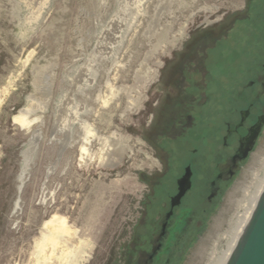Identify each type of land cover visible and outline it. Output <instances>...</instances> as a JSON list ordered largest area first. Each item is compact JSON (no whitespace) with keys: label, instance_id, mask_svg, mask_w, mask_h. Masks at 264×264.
Listing matches in <instances>:
<instances>
[{"label":"rangeland","instance_id":"374dc122","mask_svg":"<svg viewBox=\"0 0 264 264\" xmlns=\"http://www.w3.org/2000/svg\"><path fill=\"white\" fill-rule=\"evenodd\" d=\"M234 10L249 19L245 68L264 0H0V264H48L39 248L51 232L81 264H125L174 145L158 135V80L193 22ZM252 166L157 264L206 263Z\"/></svg>","mask_w":264,"mask_h":264},{"label":"flooded vegetation","instance_id":"af4514ba","mask_svg":"<svg viewBox=\"0 0 264 264\" xmlns=\"http://www.w3.org/2000/svg\"><path fill=\"white\" fill-rule=\"evenodd\" d=\"M236 12L193 22L170 54V79L162 74L158 80V135L174 145L170 163L159 169L155 202L146 204L143 227L125 264H157L164 254L168 262L179 237L192 230L196 218L212 213L252 156L258 166L255 151L264 133V29L260 43L247 48L243 68L242 25L249 19ZM259 17L264 14L250 21L257 23ZM181 188L185 192L178 197Z\"/></svg>","mask_w":264,"mask_h":264},{"label":"bare ground","instance_id":"6f19581e","mask_svg":"<svg viewBox=\"0 0 264 264\" xmlns=\"http://www.w3.org/2000/svg\"><path fill=\"white\" fill-rule=\"evenodd\" d=\"M85 127L88 134H91L92 128L88 124H86ZM104 144L107 149L115 146L114 141L112 142V140L109 138L104 139ZM82 151L83 153H86L87 148L84 147ZM255 159L258 162V166L252 168L250 171L252 176L250 182H248L242 188V195L235 200V210L227 220L228 227L218 232L216 237L212 239L213 241L211 249L205 264L216 263L240 221L242 220L253 197L255 196L260 184L264 179V155L256 154ZM110 160L111 159L108 161L107 158V165L114 164ZM221 242L223 244H221ZM71 245L72 243L67 235L55 232L47 233L44 235L42 242H40L39 256H41V259L43 258V260H46L48 264H81L79 258L75 254H72L68 257L66 256L67 251L71 248Z\"/></svg>","mask_w":264,"mask_h":264},{"label":"water","instance_id":"95a60500","mask_svg":"<svg viewBox=\"0 0 264 264\" xmlns=\"http://www.w3.org/2000/svg\"><path fill=\"white\" fill-rule=\"evenodd\" d=\"M257 136L252 135L249 149ZM184 192L181 188L178 197ZM215 264H264V179Z\"/></svg>","mask_w":264,"mask_h":264}]
</instances>
